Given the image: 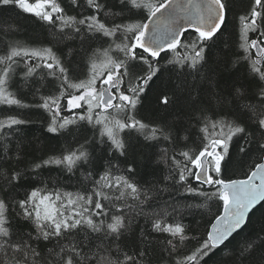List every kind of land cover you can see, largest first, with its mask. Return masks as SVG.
Listing matches in <instances>:
<instances>
[{
	"label": "snow or ice",
	"instance_id": "1",
	"mask_svg": "<svg viewBox=\"0 0 264 264\" xmlns=\"http://www.w3.org/2000/svg\"><path fill=\"white\" fill-rule=\"evenodd\" d=\"M67 2L75 14H69L60 0H36L35 3L0 0V8L12 7L31 14L51 25L62 39H79L83 52L79 74L66 67L51 48H30L18 42L8 45L0 54V107L44 110L50 116L46 131L53 135L71 132L70 126L78 124H87L94 130L93 137L86 138L78 147L66 148L59 157L33 162L29 171L38 176V170L54 165L71 172L81 162H90L87 145L93 142L110 145L109 156L117 153L125 156L127 145L122 137L125 132H136L146 141L174 144L179 139L188 141L190 128L194 127L201 134L198 148L174 151L171 156L167 148L161 150V159L169 169L164 177L165 187L170 182L177 191L183 189V193L194 197L222 201L223 214L215 217L204 237L189 234L179 221H169L175 208L173 213L167 209L146 211L145 206H151L156 195L155 186L138 185L129 178L135 171L133 167L117 174L119 169L109 162L98 179L93 178V173L86 177L91 188L84 185L82 191L75 194L49 192L43 188L34 189L19 200L0 197V264H152V260L147 259V250L129 254L117 243L134 218L132 212L151 221L153 233L165 234L160 243L164 245L161 252L167 255L168 264H201L209 251L218 249L233 233L242 230L250 212L264 203V29H261L264 0H254L250 14L240 17L239 49L243 55H238L232 65L239 63L245 67L250 80L248 86H234L228 99L229 104L235 103L246 116V122L234 114L229 118L227 112L213 111L209 104L194 106L191 119L196 123L190 127L178 123L156 126L144 123L136 116L137 107L149 82L161 71L162 53L173 54L167 61L169 64L199 71L206 60V49L226 25V0ZM250 32H259V35L250 39ZM185 33L188 35L184 36ZM182 36L186 43L182 42ZM85 41L100 43L96 46L89 43L85 48ZM30 60L34 63H29ZM19 67L26 69L22 77L25 84L29 77L38 74L41 80L51 77L58 91L41 94L44 86L41 84L33 94L34 99L38 94L39 100L34 104L23 103L10 90ZM64 99H67L66 107L61 103ZM224 103L223 97H216L218 107L222 108ZM64 111L72 115L64 116ZM26 122L16 115H6L0 119V133L7 139L10 133L6 130ZM234 138L243 140L239 153L254 154L256 159L249 165L245 179L225 180L222 162L230 156ZM5 154L0 160L21 159L19 154L8 156L6 146ZM0 175L10 190L22 174ZM190 178H194L195 186ZM13 214L29 221L35 235L30 232L25 238L16 234L11 223ZM258 238L259 245L249 242L239 249V264H253L251 258L257 247L264 253V235ZM41 240L55 241V244L45 253L33 245L34 241ZM191 241L196 243L183 251L186 242ZM256 264H264V254Z\"/></svg>",
	"mask_w": 264,
	"mask_h": 264
},
{
	"label": "trees",
	"instance_id": "2",
	"mask_svg": "<svg viewBox=\"0 0 264 264\" xmlns=\"http://www.w3.org/2000/svg\"><path fill=\"white\" fill-rule=\"evenodd\" d=\"M30 2L35 3L36 0H30ZM60 2L69 14H75V10L71 9L67 0H60ZM226 3L228 5L226 25L222 27L214 42L206 49V60L199 71L192 72L186 67L181 68L178 65L169 64L167 61L173 57V54H162L161 71L157 77L153 78V81L149 82L137 107L136 116L138 119L152 126L178 123L183 127H190L196 123L191 119L194 114V106L201 107L210 104L213 111L227 112L230 114L229 118H232L234 114L246 122V116L239 112L235 103L229 104L228 99L234 86L250 85L246 68L239 63L235 67L232 65L238 55H243L239 49L242 27L240 17L250 14L254 0H226ZM117 22H119V18H117ZM261 29H264V22L261 23ZM187 35L188 33L184 36ZM248 35L250 39H256L259 32H250ZM184 36L182 42L186 43L187 40L184 39ZM18 42L30 48H51L74 74H79L83 67V52L79 39H62L51 25L35 16L12 7L0 8V54L6 51L8 45ZM89 43L96 46L100 41H85L84 47L87 48ZM104 47H107V44ZM70 50H72L71 55H69ZM113 55H117V53H113ZM252 56L254 58L253 52ZM29 63H34V61L30 60ZM25 71L26 69L23 67L17 68L18 74L14 76L10 88L23 103L34 104L39 100V95L37 94L34 99L33 94L41 84L44 85L41 87V94L47 95L58 91L54 88V81L51 77L45 76L41 80L38 74L29 77L25 84L22 78ZM40 71L37 70L38 73ZM217 96L224 98L225 103L222 108L216 104ZM193 97L197 99L193 101ZM165 100L168 101L167 104H165ZM61 103L66 107L67 99L62 100ZM9 114L16 115L17 118L27 122L6 130L10 133L7 139L3 138V133H0V157L6 155L5 146L8 156L15 157L17 154L21 156L18 161L15 159L0 160V173L8 175L19 172L22 175L20 179L13 182L14 186L10 190L3 175H0V188L4 189L0 191V197L11 196L19 200L25 198L26 194L32 190L43 188H47L49 192L59 190L61 193L75 194L81 192L84 185L91 188L89 180L86 179L89 173H93V178L98 179L99 173L109 167V162H111L112 166L119 169L117 174H123L128 167H133L135 171L129 175L130 179L145 188L155 186L156 195L151 206H145L146 211L167 209L168 212L173 213V208H175L176 211L168 218L169 221L173 219L179 221L186 227L189 234L196 233L204 237L215 217L222 213V201H207L203 197H194L183 193V189L177 191L170 182L167 188L165 187L164 177L168 174L169 169L161 159V150L167 148L171 156L174 151L198 148L201 134L194 127L190 128L188 141L179 139L174 144H168L162 140L160 142L146 141L136 132H125L122 133L127 145L125 156H120L118 153L109 156L110 145L93 142L87 145L89 163L81 162L71 172L52 165L38 170L39 175L37 176L29 171L30 164L49 157H59L66 148L78 147L86 138L93 137L94 130L87 124H78L70 126L71 132L53 135L46 131L50 116L42 109L0 107V119ZM62 115L70 116L72 113L64 111ZM217 131L219 130L217 129ZM96 139H99L98 134ZM240 144H243V140L234 138L230 144V156L225 157V161L222 162V178L225 180L245 179L249 172V165L256 159L254 154L239 153ZM190 179L195 186L194 178ZM205 190H207V186H205ZM189 205L191 206L189 207ZM131 216L134 218L131 220L128 230L117 243L129 254L147 250L149 252L147 259H151L152 264H168L167 255L161 252L164 245L160 243L165 234L153 233L151 221L146 220L144 215H136L135 212H132ZM11 223L16 234L24 235L25 238L30 232L35 235V229L31 223L15 216V214H13ZM262 227H264V203L252 213L240 232L221 248L209 251L208 256L203 258L201 264H239L237 259L239 249L249 242L259 245L261 241L258 235H264L261 233ZM80 239H83V236ZM195 243V241L186 242L187 246L183 251L189 250ZM54 244L55 241L51 243L43 240L33 242L34 246L45 253ZM262 254L264 253L257 247L251 258L253 264L260 261Z\"/></svg>",
	"mask_w": 264,
	"mask_h": 264
},
{
	"label": "water",
	"instance_id": "3",
	"mask_svg": "<svg viewBox=\"0 0 264 264\" xmlns=\"http://www.w3.org/2000/svg\"><path fill=\"white\" fill-rule=\"evenodd\" d=\"M161 11H163V9L161 10ZM159 15V14H158ZM161 30H163V23H161ZM186 34V33H185ZM181 39H182V37H181ZM253 53H254V55H255V57H256V53H255V51H253ZM220 149H217V151H219ZM260 205V204H259ZM258 206V205H257ZM222 214H223V212H222ZM247 221H248V218H247ZM247 221H246V223H247ZM214 223V222H213ZM245 226H243V228H244ZM210 229H211V227H210ZM209 229V230H210ZM240 230H238L237 232H235V233H233V235L230 237V238H232L233 236H234V234H237L238 232H239ZM230 238L227 240V241H225V243H227L229 240H230ZM224 243V244H225Z\"/></svg>",
	"mask_w": 264,
	"mask_h": 264
},
{
	"label": "bare ground",
	"instance_id": "4",
	"mask_svg": "<svg viewBox=\"0 0 264 264\" xmlns=\"http://www.w3.org/2000/svg\"><path fill=\"white\" fill-rule=\"evenodd\" d=\"M184 35H185V34H184ZM182 39H183V36H182ZM182 39H181V40H182ZM162 54H163V53H162ZM253 54H254V53H253ZM219 151H220V150H219ZM194 181H195V180H194ZM195 183H196V182H195ZM261 204H262V203H261ZM261 204H260V205H261ZM260 205L256 206V208H255L252 212H250L249 217L252 215V213H253V212H254V211H255ZM222 212H223V210H222ZM221 214H222V213H221ZM249 217H248V218H249ZM214 221H215V220H214ZM242 229H243V228H242ZM240 231H241V230H240ZM240 231H239V232H240ZM234 235H235V234H234ZM230 239H231V238H230ZM222 246H223V245H221L219 248H221Z\"/></svg>",
	"mask_w": 264,
	"mask_h": 264
}]
</instances>
